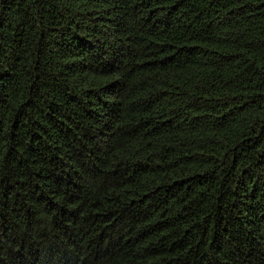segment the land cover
<instances>
[{"label":"trees","instance_id":"obj_1","mask_svg":"<svg viewBox=\"0 0 264 264\" xmlns=\"http://www.w3.org/2000/svg\"><path fill=\"white\" fill-rule=\"evenodd\" d=\"M0 264H264V0H0Z\"/></svg>","mask_w":264,"mask_h":264}]
</instances>
